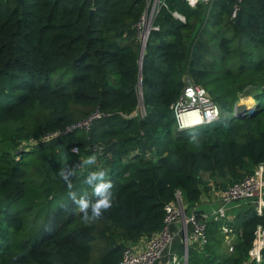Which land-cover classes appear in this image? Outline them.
<instances>
[{
    "label": "trees",
    "instance_id": "obj_1",
    "mask_svg": "<svg viewBox=\"0 0 264 264\" xmlns=\"http://www.w3.org/2000/svg\"><path fill=\"white\" fill-rule=\"evenodd\" d=\"M143 8V0H0V264H117L126 245L162 227L176 189L191 206L209 181L225 187L264 166V0H166L140 68L134 23ZM188 84L230 111L194 125L198 145L174 116L192 101ZM140 102L143 116L134 114ZM95 109L88 130L42 138ZM72 145L95 153L114 184L112 207L94 223L73 213L56 174L61 160L76 159ZM85 175L77 171L74 190L94 199ZM245 205L231 251L216 243L232 222L207 219V240L191 241L187 264H264V250L261 261L248 259L264 211Z\"/></svg>",
    "mask_w": 264,
    "mask_h": 264
},
{
    "label": "built area",
    "instance_id": "obj_2",
    "mask_svg": "<svg viewBox=\"0 0 264 264\" xmlns=\"http://www.w3.org/2000/svg\"><path fill=\"white\" fill-rule=\"evenodd\" d=\"M143 1V11L139 15L137 21L134 23L136 33L141 43L147 40L148 33L151 29L157 28V26L154 24V20L159 11L166 6V0ZM199 1L209 0H198V2ZM236 10L237 5H234L232 15H235ZM172 14L180 20H185L184 15L177 10H173ZM193 93L194 89L190 96H193L192 101H195L194 98L196 99L199 107L198 110L205 116L203 122L209 121V114L215 118L218 113L217 111L213 110L217 109V105L212 103L205 95H203V89L198 88L196 96H194ZM203 104H208L209 106L207 108L214 109L211 110L203 108ZM178 109L180 110L181 108ZM100 114L101 112L98 109H95L86 117L66 125L63 129H57L52 132L45 133L42 138L48 139L49 137L55 136L57 134L69 133L75 129L88 130L92 122L97 119ZM134 114H138L140 116L145 114V109L141 102L135 109ZM178 128H180V123ZM29 140L32 143L36 142V139ZM73 147L78 146L72 145L70 147L71 151ZM78 159L79 157L77 155L76 159L72 161V164H75ZM213 192L214 194L212 193L211 197L216 203L215 207L209 212L197 214L195 210H188L186 208L187 206L181 189H176L174 192V198L166 202L164 205L165 215L162 227L147 237L142 246H138L137 244L126 245L122 250L121 258L117 264H155L160 258H163V264H184L185 259L187 258V249L184 241L190 240L191 235V238H193L194 241H197L200 245L206 242V220L227 219V207L234 201L244 200L247 203H252L256 213L261 215L264 211L263 164H256L253 168V171L249 175H246L239 180L233 181L225 187L218 188L217 190L214 189ZM179 221H185L191 226L190 235L188 232H186L180 239V244L183 246V251L181 254L177 252L176 248L172 247L174 236L171 230V225ZM229 226L230 225L225 222L222 225V229L228 232L230 229ZM230 249H232V246H230ZM263 250L264 223H258L254 229V237L248 249V259L256 262L261 261L263 259Z\"/></svg>",
    "mask_w": 264,
    "mask_h": 264
},
{
    "label": "clouds",
    "instance_id": "obj_3",
    "mask_svg": "<svg viewBox=\"0 0 264 264\" xmlns=\"http://www.w3.org/2000/svg\"><path fill=\"white\" fill-rule=\"evenodd\" d=\"M197 2L198 0H187L188 5L191 7H195ZM212 118L209 114V120ZM180 128L181 130L189 129L190 142L196 145L199 144L200 133L195 130L194 125L181 122ZM72 152L77 154L79 159L75 164H70L69 160H61V165L56 174L66 185V195L73 205V213L79 215L85 224L94 223L100 220L104 213L112 207L114 184L111 180L106 179L107 172L103 168L97 167L98 157L95 153L82 157L78 147H73ZM78 170H87L83 183L91 188L94 199L74 190L73 179L77 176ZM61 207H67V204H62Z\"/></svg>",
    "mask_w": 264,
    "mask_h": 264
},
{
    "label": "rangeland",
    "instance_id": "obj_4",
    "mask_svg": "<svg viewBox=\"0 0 264 264\" xmlns=\"http://www.w3.org/2000/svg\"><path fill=\"white\" fill-rule=\"evenodd\" d=\"M240 102H245V104L251 102V97L250 95H243L240 99H239ZM142 103V102H141ZM143 105V104H142ZM203 108H207L209 105L208 104H203L202 105ZM198 103L196 101H192L190 103H187L185 105H183V107H181V109H177L175 112H174V116H175V120H176V125L177 127H179V123L182 122V115L183 113H188L190 111H192V109H198ZM217 109H218V114L216 115V117L219 116L220 113H222L223 115H228L230 113V111L228 110H221L219 105H217ZM182 112V114H181ZM215 117V118H216ZM206 122V121H204ZM91 153H88V152H82L81 151V156L82 157H86L87 155H89ZM87 170H78L79 173H86ZM209 178V176L207 174H205L203 176V179L204 180H207ZM226 182H228V180H226ZM209 187V189H203L202 190V195H205V196H210L212 193L214 194V189H218L220 186L219 185H214V182L212 181H209L208 184H207ZM221 188V187H220ZM207 194V195H206ZM196 204H201V201H197L194 205H191V206H187L188 210L189 209H193V207H195ZM244 207L242 208H237V209H234L236 210L235 214L234 215H231L228 211H227V219H225L226 221H230L232 222V225H230V229L229 231H225L224 229H221V238H220V241L216 243V251L218 253H221V252H230L231 249H230V246H232V244L238 239V232H239V228L238 227H235L237 225V223L239 222V219L241 218L240 215H243L244 213V210H246L245 208V204L243 205ZM192 207V208H191ZM187 210V209H186ZM246 212V211H245ZM240 216V217H239ZM192 242L189 241V240H186L184 241V244L186 245L187 249H188V246L189 244H191ZM180 252L182 253L183 251V246L180 247ZM187 262V261H186Z\"/></svg>",
    "mask_w": 264,
    "mask_h": 264
},
{
    "label": "crops",
    "instance_id": "obj_5",
    "mask_svg": "<svg viewBox=\"0 0 264 264\" xmlns=\"http://www.w3.org/2000/svg\"><path fill=\"white\" fill-rule=\"evenodd\" d=\"M200 201H201V204H196L195 207H193V210H195L197 214H201L203 212H209L216 205V203L212 199L211 195L210 196H205V195L201 194ZM244 204H246V201H244V200L234 201V202H232V203H230L228 205L227 211L231 215H234L235 212H236V210H234V209L242 208V207H244L243 206ZM171 230H172V233H173V236H174L172 247L176 248L177 252L181 254V252H180V246H181L180 239L183 236V234H185L186 232H188V234L190 235L191 226H190L189 223H187L185 221H182V222L179 221V222H175V223H173L171 225ZM145 240H146V237H142L135 244H137L138 246H142V244H143V242ZM193 240L194 239L191 238V235H190V240L189 241H193ZM155 264H163V258H160Z\"/></svg>",
    "mask_w": 264,
    "mask_h": 264
},
{
    "label": "bare ground",
    "instance_id": "obj_6",
    "mask_svg": "<svg viewBox=\"0 0 264 264\" xmlns=\"http://www.w3.org/2000/svg\"><path fill=\"white\" fill-rule=\"evenodd\" d=\"M207 109H211L213 110L214 108H207ZM213 111H217L218 113V110H213ZM182 114V112H181ZM204 115L203 113H201L198 109H192V111L188 112V113H183L182 115V122L184 123H187V124H191V125H198V123H203V120H204ZM205 124V123H204Z\"/></svg>",
    "mask_w": 264,
    "mask_h": 264
},
{
    "label": "water",
    "instance_id": "obj_7",
    "mask_svg": "<svg viewBox=\"0 0 264 264\" xmlns=\"http://www.w3.org/2000/svg\"><path fill=\"white\" fill-rule=\"evenodd\" d=\"M145 43H146V40L143 43L140 42V45H141V52H140V59H139V66H140V68H141V58H142V55H143V50H144ZM140 82H141V73H139V83ZM192 92H193V89L190 86V84H188V86L185 89V95L190 96L192 94ZM186 249H187V247H186ZM186 261H187V258L185 259L184 264H187Z\"/></svg>",
    "mask_w": 264,
    "mask_h": 264
}]
</instances>
